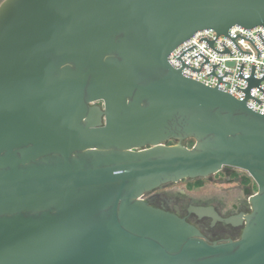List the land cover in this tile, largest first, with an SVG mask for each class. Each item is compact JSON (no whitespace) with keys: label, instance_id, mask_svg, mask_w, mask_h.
Listing matches in <instances>:
<instances>
[{"label":"water","instance_id":"1","mask_svg":"<svg viewBox=\"0 0 264 264\" xmlns=\"http://www.w3.org/2000/svg\"><path fill=\"white\" fill-rule=\"evenodd\" d=\"M235 26H264V0L0 4V264H264V110L247 106L264 77L242 63L238 100L218 89L221 63L215 88L183 75L210 63L181 59L196 45L179 70L168 61L196 32ZM216 39L200 41L231 53ZM224 167L258 186L236 241L210 243L144 200Z\"/></svg>","mask_w":264,"mask_h":264},{"label":"flooded vegetation","instance_id":"2","mask_svg":"<svg viewBox=\"0 0 264 264\" xmlns=\"http://www.w3.org/2000/svg\"><path fill=\"white\" fill-rule=\"evenodd\" d=\"M187 141H193V145L195 143L193 139ZM180 182H184L187 188H180L179 191L175 189L174 186ZM257 192L258 186L247 172L224 167L208 178L166 184L146 194L144 200L156 208L185 218L199 229L208 242L221 243L241 238L246 216L252 212L250 199ZM170 193L174 195L169 196ZM194 207H211L219 218L231 219L232 222L227 223L212 216H199L193 210Z\"/></svg>","mask_w":264,"mask_h":264},{"label":"built area","instance_id":"3","mask_svg":"<svg viewBox=\"0 0 264 264\" xmlns=\"http://www.w3.org/2000/svg\"><path fill=\"white\" fill-rule=\"evenodd\" d=\"M258 34H260L264 39V26H257L252 29H247L241 26H235L229 30V35L231 37L241 35L246 38H249L260 50L259 58H257L259 51L256 49V47L252 44L250 40L238 37L236 39V42L242 48L243 51L252 52V54L242 52L240 48L235 44V42L231 39V37L226 35H220L217 38V32L212 29H206L196 32L190 39L177 46L170 53L168 61L174 69L179 70L183 67V62L178 58L186 50L196 45L195 48L183 54L181 56V59L187 65L196 69H200L202 63H204L206 59L201 55L197 57L195 56L200 53H203L210 60V63L205 62L202 65V69L200 72L195 71L189 67H185L182 69L183 75L193 80L199 81L212 88H215L219 83V78L217 76H224L223 81L228 82L230 84L220 82L218 89L232 94L238 100H244L246 98V93L238 87L242 89L247 88L249 82L246 79L239 77L242 63H245L242 70V75L244 77L252 76L253 65L256 66L254 74L255 78L260 79L264 77V41L260 38ZM201 38H207L209 41H214L217 38L214 42V48L219 51H225L227 47L233 55H231V53L217 52L209 46V42L207 40L200 41ZM224 44L226 45V47L224 46ZM218 64L220 65L217 66L215 69V73L217 76L209 75L214 71L213 65ZM226 72H230L233 74L225 75ZM260 87L264 90V80L261 81ZM250 93L253 97L257 98L262 102L260 104L256 99L249 98L247 100V106L257 113L263 111L264 91H262L258 87H252Z\"/></svg>","mask_w":264,"mask_h":264},{"label":"rangeland","instance_id":"4","mask_svg":"<svg viewBox=\"0 0 264 264\" xmlns=\"http://www.w3.org/2000/svg\"><path fill=\"white\" fill-rule=\"evenodd\" d=\"M189 143H191V142H189ZM190 145V144H189ZM174 188L175 189H177L178 191L179 190H181V189H186L187 187H186V185L184 184V182H180L179 184H176L175 186H174ZM181 188V189H180ZM174 194H171L170 193V195L169 196H173ZM164 197H166V196H164Z\"/></svg>","mask_w":264,"mask_h":264},{"label":"trees","instance_id":"5","mask_svg":"<svg viewBox=\"0 0 264 264\" xmlns=\"http://www.w3.org/2000/svg\"><path fill=\"white\" fill-rule=\"evenodd\" d=\"M189 142H191V143H189ZM186 143H187V146H191V145H193V141H186ZM190 144V145H189Z\"/></svg>","mask_w":264,"mask_h":264},{"label":"snow or ice","instance_id":"6","mask_svg":"<svg viewBox=\"0 0 264 264\" xmlns=\"http://www.w3.org/2000/svg\"><path fill=\"white\" fill-rule=\"evenodd\" d=\"M0 2H2V0H0Z\"/></svg>","mask_w":264,"mask_h":264}]
</instances>
